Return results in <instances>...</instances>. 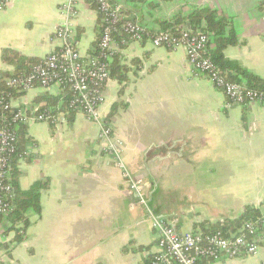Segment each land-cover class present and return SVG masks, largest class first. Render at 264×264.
Instances as JSON below:
<instances>
[{"label":"crops","instance_id":"0c3cea01","mask_svg":"<svg viewBox=\"0 0 264 264\" xmlns=\"http://www.w3.org/2000/svg\"><path fill=\"white\" fill-rule=\"evenodd\" d=\"M65 1L9 0L0 11V73L13 76L15 69L2 60L3 49L40 61L58 47L53 32ZM110 1L124 19L152 31L198 7L227 15L237 42L223 49L224 57L264 79V0ZM76 8L72 41L88 57L96 47L101 15L90 0H78ZM123 38L113 41L111 62L129 68L127 79L109 78L99 107L117 155L100 140L96 121L69 110L68 103L59 110L60 87L36 85L9 97L12 106L36 112H51L49 96L59 101L55 123L21 124L26 141L15 160L19 187L27 189L38 180L48 186L40 190V212L27 210L26 228L0 217V263L146 264L158 240L153 216H163L180 232L203 233L198 224L237 218L247 206L264 214V103L227 107L222 90L192 70L184 48ZM119 162L143 179L147 206L128 189ZM257 236L254 255L198 264H259L264 224Z\"/></svg>","mask_w":264,"mask_h":264},{"label":"built area","instance_id":"2783aa9c","mask_svg":"<svg viewBox=\"0 0 264 264\" xmlns=\"http://www.w3.org/2000/svg\"><path fill=\"white\" fill-rule=\"evenodd\" d=\"M78 0H66L59 7L62 16L54 29L53 37L58 47L33 65L29 72L7 76L5 85L16 90H27L36 85L48 88L58 86L68 89V108L81 112L100 126L99 138L111 154L117 155L116 140L111 127L99 116V107L105 99L104 88L109 79V66L116 54L112 46L117 36L124 40H148L154 47L184 48L187 62L196 74L205 75L226 96V106L264 103V90L246 86L243 82L227 79L223 71L209 55L210 34L201 29L183 27L177 32L168 29L152 31L141 23L124 19L121 8L110 0H90L101 15V26L93 53L84 57L72 41L73 20L78 14ZM9 0H0L2 11ZM31 121L55 123L56 117L49 109L36 112L24 106H12L10 100L0 97V217L5 218L13 209L12 185L9 182L11 160L17 154V129ZM123 168L122 176L128 189L134 192L138 202L147 206L149 197L144 181L135 178ZM151 212V211H149ZM153 216V215H152ZM264 224V214L256 220H246L237 233L225 235L212 233L180 232L163 216H153L152 227L158 233L156 251L146 264H198L201 260L219 259L221 256L236 258L254 255L258 250L257 230ZM2 264V263H0ZM259 264H264L261 261Z\"/></svg>","mask_w":264,"mask_h":264},{"label":"trees","instance_id":"16d2710c","mask_svg":"<svg viewBox=\"0 0 264 264\" xmlns=\"http://www.w3.org/2000/svg\"><path fill=\"white\" fill-rule=\"evenodd\" d=\"M144 1V0H134ZM184 24H189L192 29H201L210 34V46L209 55L211 59L217 64V66L223 71L224 75L229 80L243 82L246 86L256 89L264 90V79L253 74L252 72L245 70L236 62L226 59L223 55V49L228 45H234L237 42L236 34L231 27V21L225 14L209 7H198L193 9L188 15H175L171 20L161 22V29H168L171 32H177ZM1 58L4 62L13 64L15 66L14 75L27 73L33 65L39 62V58L27 57L19 54L16 51L10 49H3ZM129 68L126 65H122L114 59L109 66V78H115L119 82L127 79V72ZM11 75V74H10ZM9 76L7 72L0 73V97L8 100L10 96L17 95L20 90L9 88L5 85V78ZM24 91V90H21ZM21 91L19 93H21ZM70 97V91L68 89L62 90L61 108H65ZM59 101V97H47V106L52 108L51 115L57 114L55 106ZM43 107L41 106L40 109ZM68 108V106H67ZM116 110V105L113 106L112 112ZM20 126V125H19ZM25 127L21 125L17 130V154L13 156L10 167L9 182L12 185V203L13 209L8 214L7 218L14 225L17 222L22 223L23 227L29 225V219L26 215L27 210L32 208L35 212H40V190L48 186L47 180H38L34 182L29 188L22 189L18 184V171L15 168V160L21 148H23L26 139ZM261 216V213L256 207L247 206L245 212L234 219H223L221 221L214 222L209 226L206 222L198 224L201 231L205 234L215 231H221L225 235L237 233L242 224L246 220H256ZM21 235L17 234V240L21 239Z\"/></svg>","mask_w":264,"mask_h":264},{"label":"water","instance_id":"95a60500","mask_svg":"<svg viewBox=\"0 0 264 264\" xmlns=\"http://www.w3.org/2000/svg\"><path fill=\"white\" fill-rule=\"evenodd\" d=\"M186 28H189V24H186Z\"/></svg>","mask_w":264,"mask_h":264}]
</instances>
